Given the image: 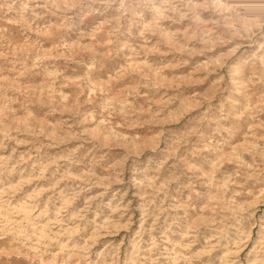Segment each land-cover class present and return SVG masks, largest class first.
Here are the masks:
<instances>
[{
  "label": "rangeland",
  "instance_id": "1",
  "mask_svg": "<svg viewBox=\"0 0 264 264\" xmlns=\"http://www.w3.org/2000/svg\"><path fill=\"white\" fill-rule=\"evenodd\" d=\"M0 264H264V0H0Z\"/></svg>",
  "mask_w": 264,
  "mask_h": 264
}]
</instances>
